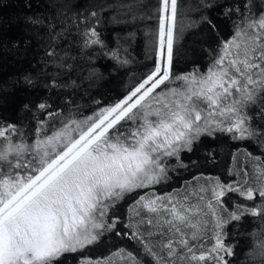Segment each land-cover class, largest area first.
Here are the masks:
<instances>
[{
  "label": "snow or ice",
  "instance_id": "1",
  "mask_svg": "<svg viewBox=\"0 0 264 264\" xmlns=\"http://www.w3.org/2000/svg\"><path fill=\"white\" fill-rule=\"evenodd\" d=\"M50 6L51 20H26L30 27L47 21L41 29L48 37L44 65L57 67V76L74 70L69 63L74 59L72 49L61 47L73 32L79 37L77 57L84 54L91 62V51L98 46L121 66L130 63L121 57V49H109L97 30L110 5L100 3L82 11L77 0H53ZM212 6L209 2L202 7ZM149 7L146 0H129L111 19L128 26L153 17L157 21L156 28L146 33L154 45L153 67L122 99L82 119L70 112L51 134L46 122L39 121L31 142L20 125L0 121V264H65L70 254L84 255V249L109 232L125 235L117 229L118 218L109 212L125 196L166 181L168 160L175 157L180 163V153L191 152L201 137L227 134L233 141L264 150V0H241L225 8L224 15L232 19L230 37L208 52L210 63L204 71L193 67L182 74L174 72L181 0H157L153 15L147 13ZM200 24L216 30L204 15L186 27ZM135 36L130 31L126 39L131 42ZM100 76L93 66L84 78L94 81ZM22 82L35 86L31 74H25ZM45 87L80 85L53 78ZM23 107L30 110L27 103ZM36 108L49 117L56 115L48 111L47 102ZM256 174L264 178V168ZM204 191L208 189L201 188ZM210 191L211 199L203 208L188 203V197L183 202L171 195L138 197L135 215L143 209L145 217L138 221L133 237L139 236V223H144L162 229L160 235L171 233L162 245L169 257L187 264H233L229 258L236 255V246L226 242V229L246 216L264 222V181L255 188L217 179ZM229 193L243 201L259 199L260 204L242 201L229 210L224 200ZM261 233L258 246L248 254L253 264H264V229ZM208 240L211 244L206 247ZM145 248L156 257L150 247ZM128 256L137 264L131 253ZM80 264L103 262L85 258ZM170 264H176L175 259Z\"/></svg>",
  "mask_w": 264,
  "mask_h": 264
},
{
  "label": "trees",
  "instance_id": "2",
  "mask_svg": "<svg viewBox=\"0 0 264 264\" xmlns=\"http://www.w3.org/2000/svg\"><path fill=\"white\" fill-rule=\"evenodd\" d=\"M53 0H0V121L20 125L29 137L33 138L39 121L46 122L49 134L61 127V120L71 112L75 118L82 119L93 115L99 109L109 106L122 99L134 88L145 74L153 67L155 61L154 45L150 34L156 28L155 17L144 20L135 26L123 23H111L112 16L126 8L129 0H77L83 5L82 11L94 8L100 3L108 4L101 18L97 30L101 32L109 49H121L120 55L130 63L121 66L110 55H103L97 46L91 51V62L87 56L76 55L75 47L79 46V37L75 32L62 43L63 50L72 49L70 55L74 57L69 63L74 65L70 75L57 76L59 69L51 64L44 65L45 49L48 37L41 26L30 27L27 17L52 19ZM150 4L147 13L153 15L157 7V0H146ZM211 2L212 7H202ZM241 0H181V15L178 17L177 49L174 60V72L182 74L189 72L193 67L204 71L210 63L208 52L216 48L218 41L228 39L232 33V19L224 15L225 8L233 4H240ZM201 15L208 17L215 25L213 31L206 24L198 28H187L189 22L198 23ZM135 31L136 36L129 42L128 32ZM182 31L181 36L179 32ZM126 49V51H124ZM60 51V49H57ZM107 51V49L105 50ZM95 70L102 74L94 81L87 80V73ZM31 74L35 78V86L25 85L23 76ZM55 78L57 82L76 80L80 87L73 89L45 87ZM47 102L51 105L48 111L55 113L52 117L47 112L38 110L36 105ZM70 102V103H69ZM98 102V103H97ZM29 105L25 110L23 105ZM251 153V157L247 155ZM180 163L185 165L181 167ZM180 163L176 158L168 160V179L150 188L138 189L135 193L125 196L115 208L109 212L110 217L118 218L117 229L125 235H116L109 232L101 242L84 249V255L70 254L65 264H80L85 258L93 261H102L103 264H134L129 258L131 253L137 264H170L175 259L176 264H187L179 257H169L163 244L171 238V233H159L162 229L149 227L137 223L145 212L140 209V216L135 215V202L140 196L169 195L188 203L199 204L202 208L205 200L211 199V187L218 179L224 184H239L241 187L259 188L264 178H257V169L264 168V150L257 145L233 141L227 134H218L216 137H201L193 144L192 151L180 153ZM247 180V183L245 181ZM201 188L208 191L201 192ZM203 196L204 200H199ZM229 210L243 201L236 193H229L224 197ZM251 206L259 205L255 202L243 201ZM203 219V217H201ZM209 221L211 218H208ZM155 223V220H154ZM132 225V227H128ZM264 222L258 217L246 216L241 221H233L227 227L228 241L235 244L234 257L229 258L233 264H253L249 253L258 246ZM211 244L207 241L206 247ZM145 245L150 247L156 257L149 255ZM199 247V245H197ZM115 259L116 261H114Z\"/></svg>",
  "mask_w": 264,
  "mask_h": 264
},
{
  "label": "rangeland",
  "instance_id": "3",
  "mask_svg": "<svg viewBox=\"0 0 264 264\" xmlns=\"http://www.w3.org/2000/svg\"><path fill=\"white\" fill-rule=\"evenodd\" d=\"M157 196H163V195H157ZM207 200H205V202H206ZM210 246V245H209ZM114 261H116L115 259H113Z\"/></svg>",
  "mask_w": 264,
  "mask_h": 264
}]
</instances>
